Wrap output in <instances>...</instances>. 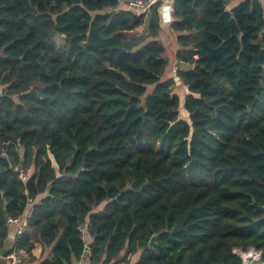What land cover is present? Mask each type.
I'll return each instance as SVG.
<instances>
[{
  "label": "trees",
  "instance_id": "trees-1",
  "mask_svg": "<svg viewBox=\"0 0 264 264\" xmlns=\"http://www.w3.org/2000/svg\"><path fill=\"white\" fill-rule=\"evenodd\" d=\"M230 1L174 4L182 101L160 4L0 0V250L34 203L7 262L40 245L38 264L264 263V1Z\"/></svg>",
  "mask_w": 264,
  "mask_h": 264
},
{
  "label": "built area",
  "instance_id": "built-area-1",
  "mask_svg": "<svg viewBox=\"0 0 264 264\" xmlns=\"http://www.w3.org/2000/svg\"><path fill=\"white\" fill-rule=\"evenodd\" d=\"M120 4L127 6L130 10L138 14L149 13L150 9L156 5L157 0H119ZM172 17L174 19V11H171ZM176 73V71H175ZM18 178L26 183L33 175V169L31 167L18 166L15 168ZM34 212V203L30 201L24 215L22 217H9L6 220V226L8 230L14 227L15 232L13 234V240L16 242L24 235H26L30 230V220L32 219ZM85 234L84 230H81ZM233 252L242 258V264H264L262 262V253L250 248L248 251H243L242 248H234ZM86 256L92 255V250L89 246L85 249ZM28 257L26 251H15L8 257L12 264H20Z\"/></svg>",
  "mask_w": 264,
  "mask_h": 264
},
{
  "label": "crops",
  "instance_id": "crops-1",
  "mask_svg": "<svg viewBox=\"0 0 264 264\" xmlns=\"http://www.w3.org/2000/svg\"><path fill=\"white\" fill-rule=\"evenodd\" d=\"M242 1L244 0H234L233 2H236V4H238V2H242ZM157 2H158L157 4L161 5V14H162L161 15L162 27H161V31L159 35H160V38L162 40L164 47L166 48L167 57L169 58L170 65H168V69H170L171 72L175 73L176 68H177L176 53L178 50V46L176 43L177 41L176 36L172 33V30L170 27H171V22L173 21L171 11L173 10L176 0H157ZM121 8L130 10L127 6H123V5H121ZM14 232H15V228L14 227L10 228L8 242L11 247L14 244V240H13ZM49 252H50L49 250L41 247L40 245H37L33 251V256L36 259L35 263L38 264L43 259L47 258L50 255ZM7 264H12V263L7 262ZM75 264H87V259H82L76 262Z\"/></svg>",
  "mask_w": 264,
  "mask_h": 264
},
{
  "label": "rangeland",
  "instance_id": "rangeland-1",
  "mask_svg": "<svg viewBox=\"0 0 264 264\" xmlns=\"http://www.w3.org/2000/svg\"><path fill=\"white\" fill-rule=\"evenodd\" d=\"M55 42H56L57 50L62 53L65 49V37L57 36L55 37ZM168 65H170V62ZM173 73L174 72L169 71L167 73L166 79L170 80V86L173 89L174 93L178 94L181 97L182 101H184V98L187 95L188 90L185 86H183L181 80H180V83L175 80L176 73L174 74ZM180 116L182 119H187V114L185 113L183 107L180 110Z\"/></svg>",
  "mask_w": 264,
  "mask_h": 264
},
{
  "label": "water",
  "instance_id": "water-1",
  "mask_svg": "<svg viewBox=\"0 0 264 264\" xmlns=\"http://www.w3.org/2000/svg\"><path fill=\"white\" fill-rule=\"evenodd\" d=\"M231 22H232V35L240 36L241 32H240V29L237 25L235 18H232ZM258 59H259L260 65L264 66V48L261 50ZM175 80L180 83V78L178 76H175ZM254 206L264 212V208H260L256 203L254 204ZM262 220H264V218ZM155 239L156 237L154 236L150 242V246H153V244L155 243ZM10 249H11V246L7 242L4 245V248L0 250V257L2 258V262H1L2 264H7V253L10 251Z\"/></svg>",
  "mask_w": 264,
  "mask_h": 264
}]
</instances>
